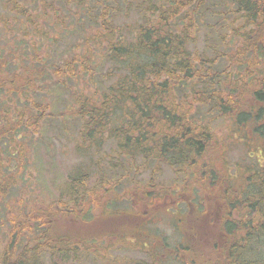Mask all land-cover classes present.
<instances>
[{
    "label": "trees",
    "instance_id": "obj_1",
    "mask_svg": "<svg viewBox=\"0 0 264 264\" xmlns=\"http://www.w3.org/2000/svg\"><path fill=\"white\" fill-rule=\"evenodd\" d=\"M129 8L137 12L138 24L118 26L116 16ZM70 15L79 28L77 45L44 63L39 58L41 43L53 44L57 38L52 40L51 34L70 30ZM8 20L19 25L17 45H24L32 59L23 68L17 46L10 52L16 72L7 68L9 61H0V98L18 94L27 102L7 110L0 100V215L7 214V189L28 170V139L23 144L21 135L40 136L54 116L43 100L42 86L53 76L54 88L69 97L66 112L79 128L76 150L87 155L105 142L114 147L95 162L107 163L112 172L114 183L107 184L106 193L117 185L118 172L122 176L150 170L151 183L162 167L181 178L183 189L190 188L192 202L210 184L226 207L223 217L228 216L218 225L222 243L215 246L218 255L210 264H264V150L250 173L239 171L235 181L227 169L219 179L217 169L224 159L223 150L219 152L224 137L264 143V0H0V27L10 31ZM24 38L30 39L28 45ZM96 59L112 64L117 76L109 85L94 80L100 73ZM85 77L93 87L88 92L80 84ZM226 118L228 130L221 126ZM222 128L224 136L218 133ZM15 155L12 167L10 157ZM13 170L16 174L8 177ZM86 177L78 166L67 175L64 190L58 189L74 195ZM59 204L53 213L68 217L70 210ZM234 212L238 219L230 218ZM31 214L16 225L26 228L33 222ZM50 216L48 210L34 221L47 217L43 228ZM49 226L38 232L41 238L33 248L21 242L15 258L5 250L0 264H41L42 249L63 251L61 257L68 258V250L49 246L54 241ZM17 234L15 228L14 237ZM183 264L197 262L189 258Z\"/></svg>",
    "mask_w": 264,
    "mask_h": 264
},
{
    "label": "rangeland",
    "instance_id": "obj_2",
    "mask_svg": "<svg viewBox=\"0 0 264 264\" xmlns=\"http://www.w3.org/2000/svg\"><path fill=\"white\" fill-rule=\"evenodd\" d=\"M216 9L221 10L219 7ZM114 21L118 26L127 25L131 28L138 24L139 18L134 8H129L118 14ZM8 23L12 26L10 31L0 27V61H9L7 68H13L16 72L17 69L12 66L14 55H10V52H16L21 37L16 31L19 25L11 20H8ZM68 23L70 30L64 34L63 31L60 33L57 30V33L50 35L52 40L53 37L57 38L56 42L41 43L39 58L44 63L57 60L64 50L73 44L77 45L76 33L79 28L75 27V16L70 15ZM29 40L24 38L27 45ZM18 47L20 56L17 60L23 64V68L27 67L31 62V55L25 52L24 45ZM95 61L100 73L94 76V80L109 85L117 76L112 70V64L106 60L101 62V59ZM107 71L109 75H104ZM53 79V76L44 79L42 86L45 89L43 100L48 103L54 116L48 119L40 136H33L31 139L26 138L24 133L25 137L21 135L19 139L23 144H26L24 140L28 139L25 166L29 171L18 174L22 178L21 181L13 188L7 189V214L5 218L0 215V260L7 249L15 258L21 242L26 241V245L30 249L33 248L41 238L38 232H44L46 225H50V235L54 241H51L49 246H56L60 251L68 250L66 253L69 257L67 258L66 254L62 258L63 251L60 254L51 249H42L41 264H183L185 261L189 262V258H193L197 264H210L212 258L218 255L215 246L222 243L218 225L228 218L227 214L223 217L226 207L220 202V192L210 184L205 185V193L197 195L192 202L190 200L193 194L190 188L183 189L181 178L176 177L177 174L168 168L162 167L151 183L150 170L122 176L118 172L115 176L117 185L106 193L107 186L114 183L110 180L112 172L109 166L107 168V163L96 165L95 162L107 156L114 147L111 142H105L98 151L88 152L87 155L76 150L79 128L66 112L69 97L55 89L57 87L53 83L57 80ZM88 83L87 77L80 80L87 92L93 90ZM33 97L32 94L28 96L26 93L27 99L31 100ZM0 100L5 101L3 108L7 110L20 107L21 103L27 104L18 94L1 97ZM10 103L12 105H9ZM229 125L228 118L221 123V126L227 127L226 130ZM218 133L224 136L226 131L222 128ZM224 138V145L219 151L224 152V159L222 157V162L217 168L221 174L219 179H222L226 169L228 177L233 180L237 178L239 171L244 170L245 175L247 171L250 173V167L254 165L258 152L264 150V143L251 140L243 142L234 137L229 140ZM251 152L254 155H251ZM10 158L13 167L16 155ZM78 166L87 176L82 187L74 195L61 194L60 190H64L62 184L67 175ZM14 173V170L7 173L8 177ZM103 184L106 185L102 186ZM149 186L154 188L145 194ZM75 200L76 202H72ZM59 201L70 210L68 217L53 213L60 208ZM48 210L51 220L42 228L47 217L39 221L34 220L47 214ZM27 213H32L30 217L34 223L30 221L26 223V228L22 229L16 223L26 219ZM232 217L238 219L239 216L234 212L230 218ZM15 228L18 231L16 237ZM178 249H181L179 258L176 254Z\"/></svg>",
    "mask_w": 264,
    "mask_h": 264
}]
</instances>
